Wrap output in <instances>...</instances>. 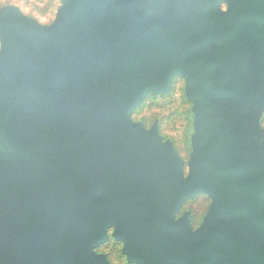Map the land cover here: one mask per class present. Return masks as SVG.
<instances>
[{
  "label": "water",
  "instance_id": "water-1",
  "mask_svg": "<svg viewBox=\"0 0 264 264\" xmlns=\"http://www.w3.org/2000/svg\"><path fill=\"white\" fill-rule=\"evenodd\" d=\"M264 0H65L51 25L0 13V264H264ZM223 111L184 161L132 120L174 79ZM216 114V112H215ZM195 127V126H194ZM211 200L193 229L183 205Z\"/></svg>",
  "mask_w": 264,
  "mask_h": 264
},
{
  "label": "rangeland",
  "instance_id": "rangeland-1",
  "mask_svg": "<svg viewBox=\"0 0 264 264\" xmlns=\"http://www.w3.org/2000/svg\"><path fill=\"white\" fill-rule=\"evenodd\" d=\"M64 3L65 0H0V13L13 10L29 20L47 26L56 20ZM185 87V79L176 77L168 93L148 95L131 118L134 122L144 126L146 130L157 126L160 135L174 145L183 159L185 175H188V162L192 152L191 144L194 133L198 140L205 135L211 122L217 119L224 121L226 117L223 111H215V114L213 111L201 110L199 105L189 100ZM257 125L258 123L256 129ZM210 205L211 200L207 196H199L187 201L179 216H188L191 226L198 229ZM227 224H229L227 225L228 230L234 237L247 236L258 247H264V236L259 234L255 227L230 222ZM112 234L111 230L107 241L97 249V252L108 256L111 264H128L126 257L122 255L123 244L116 241Z\"/></svg>",
  "mask_w": 264,
  "mask_h": 264
},
{
  "label": "crops",
  "instance_id": "crops-1",
  "mask_svg": "<svg viewBox=\"0 0 264 264\" xmlns=\"http://www.w3.org/2000/svg\"><path fill=\"white\" fill-rule=\"evenodd\" d=\"M254 36L258 37V49L261 52V55L258 58V75H259V74H264V27H259L258 31H256ZM257 123H258L257 138H258V131H259L260 133L259 140L263 143V146H264V103L258 109ZM200 196H203V195H200Z\"/></svg>",
  "mask_w": 264,
  "mask_h": 264
},
{
  "label": "flooded vegetation",
  "instance_id": "flooded-vegetation-1",
  "mask_svg": "<svg viewBox=\"0 0 264 264\" xmlns=\"http://www.w3.org/2000/svg\"><path fill=\"white\" fill-rule=\"evenodd\" d=\"M185 205V204H184ZM184 205H183V207L181 208V211L183 210V208H184ZM181 211H180V213H181ZM180 214H178V216H177V218H180V216H179ZM111 231V230H110ZM107 258H108V256H107ZM110 261V260H109Z\"/></svg>",
  "mask_w": 264,
  "mask_h": 264
}]
</instances>
